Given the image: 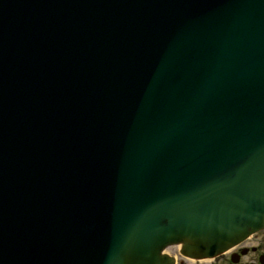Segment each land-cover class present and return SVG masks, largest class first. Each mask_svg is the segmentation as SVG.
Here are the masks:
<instances>
[{"label": "water", "instance_id": "1", "mask_svg": "<svg viewBox=\"0 0 264 264\" xmlns=\"http://www.w3.org/2000/svg\"><path fill=\"white\" fill-rule=\"evenodd\" d=\"M184 125L188 126V122ZM200 139L205 141L204 137ZM258 158L256 167L236 177H197L193 170L178 171L180 180L174 186L180 194L167 193L168 196L156 197L144 205L139 204V195L129 196L132 209H140L141 226L138 240L134 238V248L122 255L120 264H174L173 258L161 252L174 241L182 243L184 256H217L263 229L264 156ZM209 161L213 163L212 158ZM242 161L246 163L247 159ZM172 171L177 172L173 164H166L165 172ZM177 227L182 230H176ZM126 237L130 238V232Z\"/></svg>", "mask_w": 264, "mask_h": 264}, {"label": "flooded vegetation", "instance_id": "2", "mask_svg": "<svg viewBox=\"0 0 264 264\" xmlns=\"http://www.w3.org/2000/svg\"><path fill=\"white\" fill-rule=\"evenodd\" d=\"M264 255V238L256 244L241 246L235 253L225 255L211 264H264L261 259Z\"/></svg>", "mask_w": 264, "mask_h": 264}, {"label": "rangeland", "instance_id": "3", "mask_svg": "<svg viewBox=\"0 0 264 264\" xmlns=\"http://www.w3.org/2000/svg\"><path fill=\"white\" fill-rule=\"evenodd\" d=\"M264 237V231L258 233L257 235H254L249 241H247L245 244L248 245H252V244H256L260 239H262ZM179 249L178 247H169L167 252L168 254L172 255V256H177L178 257V264H181V261L183 262L182 264H190L189 260L183 258L180 254H179Z\"/></svg>", "mask_w": 264, "mask_h": 264}, {"label": "bare ground", "instance_id": "4", "mask_svg": "<svg viewBox=\"0 0 264 264\" xmlns=\"http://www.w3.org/2000/svg\"><path fill=\"white\" fill-rule=\"evenodd\" d=\"M162 187L165 188V189H168L169 188V186L167 185V183H164ZM176 246L179 248L181 246V243L176 244ZM172 247H175V245L172 246ZM188 260H189L190 264H209V263H212V260H208V259L194 260V259L189 258Z\"/></svg>", "mask_w": 264, "mask_h": 264}]
</instances>
